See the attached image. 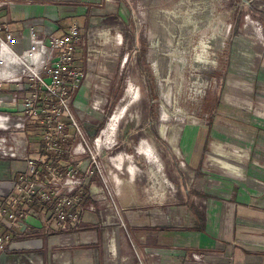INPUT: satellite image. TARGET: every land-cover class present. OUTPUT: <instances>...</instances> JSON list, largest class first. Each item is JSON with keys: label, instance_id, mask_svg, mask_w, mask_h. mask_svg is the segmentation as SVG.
<instances>
[{"label": "rangeland", "instance_id": "374dc122", "mask_svg": "<svg viewBox=\"0 0 264 264\" xmlns=\"http://www.w3.org/2000/svg\"><path fill=\"white\" fill-rule=\"evenodd\" d=\"M84 1L86 18L67 17L65 24L67 30L75 23L80 37L68 61L79 79L65 98V106L59 105L61 113H57L63 121H69V114H82V132L95 153L97 165L102 167L98 171L91 164L92 172L81 189L82 196L93 202L87 191L95 188L97 194L105 196L98 206L101 213L106 204L105 212L121 213L129 226L141 227L147 222L165 223L168 214L198 213L202 191L196 185L204 174L221 188H228L226 194L232 192L230 182L234 177L263 188L264 0ZM66 6L71 16L82 8V4ZM0 24L10 26L9 21L2 19ZM24 24L40 39L36 45L42 43L47 51L49 35H64L58 30L41 34L43 23H38L37 32L29 22ZM15 37L11 47L21 54L24 49L18 45L19 35ZM27 52L18 56L13 51L19 66L3 63L4 67L13 65L10 76L16 75L12 79L0 78V95L12 92L21 97L27 90L24 86L33 81V73L38 71L33 69L34 63L27 61ZM129 84L137 95L116 117L112 142L97 148L94 140L115 115L116 110L111 113ZM20 106L18 98L12 106L2 103L0 112L15 116L22 113ZM31 119L26 127L15 126L0 133L9 143L26 145L27 154L35 159L39 155L35 148L41 139L27 137L28 133H37ZM66 129L68 141L63 146L68 151L76 136L73 130L69 133ZM146 141L163 163L161 172L171 182L169 188L138 152L137 147ZM66 154L57 166L78 168L89 157L88 153ZM123 154L132 155L141 175L131 177L115 167ZM0 157L21 161L15 167L16 174L27 169L26 156ZM195 166H201L203 172ZM79 205H84L81 200L75 207L77 215Z\"/></svg>", "mask_w": 264, "mask_h": 264}, {"label": "crops", "instance_id": "0c3cea01", "mask_svg": "<svg viewBox=\"0 0 264 264\" xmlns=\"http://www.w3.org/2000/svg\"><path fill=\"white\" fill-rule=\"evenodd\" d=\"M6 2L0 11V19L10 22L7 28L13 35L18 32L15 34L19 35L18 45L28 51L27 61L34 64L44 56V48L32 43L25 21L36 32L37 29L39 31L38 23H43L41 34L47 35L50 30H66L67 17L81 20L87 15L84 0ZM69 4L80 7L82 4V8L71 16L66 8ZM31 43L32 48L28 50ZM14 52L23 55V52ZM39 54L41 57L37 59ZM3 63L21 64L12 49L1 46L0 78H14L16 73L10 76V71L15 67H4ZM34 66L36 68L37 65ZM17 73L20 74L21 70L18 69ZM126 89H123L111 113L116 110L115 115L94 140V143L97 140L98 147L112 142L118 122L116 117L137 95V90L130 84ZM137 148L163 177V163L153 145L146 141ZM201 154L202 149L196 159L197 166ZM118 158L120 161L114 163L117 169L125 170L131 177L142 174V170L133 163L132 155L123 154ZM20 163L16 159L0 157V203L7 201L3 194L9 191L11 181L17 175L15 167ZM195 169L203 172L201 166H195ZM234 178L230 182L232 192L226 194L228 188H221L217 181L204 174L196 185L202 191L198 198V213L168 214L165 223L147 222L141 227L129 226L121 213L105 212L106 204L101 213L98 209L103 203L101 200L92 202L96 210L86 209V205L78 206L80 226L77 228L71 222H65L63 227L56 225L50 206L40 204L35 197L28 202L21 200L22 213L12 221L3 219L0 223V232L8 233L0 250V264H145L142 255L148 253V247H156L160 251L158 264H264V187L257 188L250 180ZM163 179L169 188L171 182L166 177Z\"/></svg>", "mask_w": 264, "mask_h": 264}, {"label": "built area", "instance_id": "2783aa9c", "mask_svg": "<svg viewBox=\"0 0 264 264\" xmlns=\"http://www.w3.org/2000/svg\"><path fill=\"white\" fill-rule=\"evenodd\" d=\"M6 3V0H0V7L5 6ZM27 32L32 35L35 44L40 41V39L35 38L31 30L28 29ZM78 39L79 35L77 34L75 23L68 27L64 35H60L59 37L49 35V50H44L45 56L40 63L41 69L33 73L35 75L32 78L33 81H29L24 86L27 88L24 95L19 97L12 92L0 95V105L7 103L12 106L18 98H21L20 108H22V113L15 116H8L0 112V130H6L15 126L25 127L30 117L33 119L38 118L39 122L44 126L39 131V137L43 141L44 149L55 154L66 153L68 151L77 155L88 153L89 157H87L86 164L84 165V162L81 161L78 168L73 165H66L62 169H59L57 164L44 160L42 155H38L34 159V157L27 154L26 145L9 143L5 134L0 133V155L10 158L16 155L26 156L24 159L25 166L27 167L26 171L17 174L12 179L9 191L3 194V197L7 198V201L0 203V223L3 219L12 221L22 213L18 207L19 200L28 202L35 197L37 201H45L52 206L51 210L53 211L56 225L63 227L65 226V222H71L75 228L80 226L75 207L82 199L81 189L86 185L87 178L92 172L90 169L91 164L98 171L102 167L99 168V165H97L95 153L88 147L87 140L82 132L80 125L82 114L76 117L69 114V121H63L59 118V114H57L61 113L59 105L65 106V98L75 89L79 79L75 77L77 73L73 72V67L68 63L72 57V51H74V44ZM15 40V35L11 33L7 26L0 24V42L11 46V43ZM43 48L46 47L43 46ZM50 61L53 64H50ZM41 75H45L48 80H45ZM98 99H95L97 100L96 104L99 102ZM3 118H8L9 121L5 123ZM65 126H71L73 130L72 134L76 136V139L72 137V140H75L74 142L72 141V145L70 144V150L68 149V151L60 143L61 140L68 139L65 136L66 133H63ZM87 195L92 200H102L105 197L104 195L97 194L96 189L93 187L88 189ZM85 205L86 209L93 210L91 201H87ZM7 238L8 233L1 231L0 250L4 247V241ZM147 252L146 255H142L145 264H158L160 256L158 248L148 247Z\"/></svg>", "mask_w": 264, "mask_h": 264}, {"label": "trees", "instance_id": "16d2710c", "mask_svg": "<svg viewBox=\"0 0 264 264\" xmlns=\"http://www.w3.org/2000/svg\"><path fill=\"white\" fill-rule=\"evenodd\" d=\"M68 29V28H67ZM64 31V33H66L67 32V30H63ZM80 38V37H79ZM77 50V49H76ZM70 67V66H69ZM68 67V68H69ZM68 79V78H67ZM32 120V121H31ZM30 121H31V123L33 124L32 126L35 128V129H37L36 130V132L37 133H34V132H32V134L30 133H28L27 134V137H29L30 136V138L31 137H37V138H41V137H39V131H40V129H42L44 126L42 125V123H40L39 122V120H38V118H34V119H31ZM26 124H28V122L26 123ZM26 124H25V127H26ZM66 128H69V133H70V131L72 130V127L70 126H65L64 128H63V133H67L68 132V129H66ZM207 132V131H206ZM209 133L207 132L206 133V137H205V140H207L208 139V135ZM68 140L67 139H65V140H61L60 141V143L62 144V145H64L66 142H67ZM205 143H206V141H204L203 142V144H202V147L205 145ZM35 150H36V152L41 156H43V159L44 160H47V161H49V162H53L54 164H58L57 162L59 161V160H64L66 157H67V154L66 153H58V154H55V153H53V152H51V151H49V150H46V149H44V147H43V141L41 140L40 142H38V145H37V148H35ZM203 150H204V147L202 148V152H203ZM59 166V165H58ZM60 168H62V166H59ZM87 198L88 197H86V196H82V199H81V203L82 204H84L85 205V203H87L86 201H87ZM39 202V201H38ZM43 203H45V204H47V205H49L50 206V208L52 207L49 203H47V202H45V201H43V202H40V204H43Z\"/></svg>", "mask_w": 264, "mask_h": 264}, {"label": "bare ground", "instance_id": "6f19581e", "mask_svg": "<svg viewBox=\"0 0 264 264\" xmlns=\"http://www.w3.org/2000/svg\"><path fill=\"white\" fill-rule=\"evenodd\" d=\"M31 41H32V43L35 45V42H34V39H32V35H31ZM42 44V43H41ZM1 46H3V47H7V48H10V49H12L11 48V46H9V44L7 45L6 43H4V42H0V47ZM41 47H43V46H41ZM13 50V49H12ZM29 50H31V48L29 49ZM14 51V50H13ZM26 51V50H25ZM24 51V52H25ZM24 52H23V55H24ZM15 53V52H14ZM16 54V53H15ZM17 55V54H16ZM22 55V56H23ZM19 56V55H18ZM22 56H20V57H22ZM44 56H45V53H44ZM44 56L42 57V59H40L39 60V62H38V64H34V65H39L38 67H40V62L44 59ZM39 57H41L40 56V54H39V56L38 57H36L37 59H39ZM31 67H32V65H31ZM35 71H38V68H37V66H36V68H33ZM40 69V68H39ZM3 121L5 122V123H7L8 121H9V119L8 118H3ZM96 142H97V140H96ZM96 142L94 143L95 144V146L97 147V148H99L98 147V145L96 144ZM101 145H105V144H101ZM106 145H108V144H106Z\"/></svg>", "mask_w": 264, "mask_h": 264}]
</instances>
